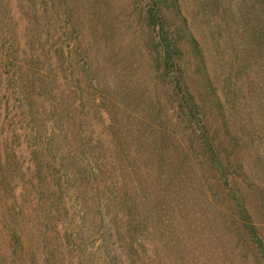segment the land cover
<instances>
[{
    "label": "rangeland",
    "instance_id": "obj_1",
    "mask_svg": "<svg viewBox=\"0 0 264 264\" xmlns=\"http://www.w3.org/2000/svg\"><path fill=\"white\" fill-rule=\"evenodd\" d=\"M221 1L218 9L216 0H179L181 12L174 18L192 41L183 66L193 92L217 91L225 103L229 126L224 127L221 114L215 119L223 158L229 159L225 164H245L248 174L256 170L254 182L264 183V167L253 164L255 158L264 161L262 110L249 98L228 107L220 87L223 76L218 77L226 61L236 58L233 47L248 44V25L242 27L247 12L241 7L250 0ZM146 7V0H0V172L14 176L10 183L16 185L26 225L33 227L40 214L37 207L32 214L31 200L42 189L30 155L36 142L47 149L38 161L65 171L66 196L56 203L60 212L43 225L51 264H131L125 252L135 245L130 239L135 230L129 229L125 210L134 203L142 218L154 212V219L166 221L155 251L161 258L143 255L146 264L154 256L152 264L163 262L171 247L178 253L176 264H258L262 256L257 260L244 240L229 233L214 229V238L201 242L209 235V222L225 218L213 184L218 180L204 183L203 157L195 152L200 148L190 141L188 121L170 99L174 92L149 58ZM224 7L242 22L227 19ZM194 37L206 59L201 74L194 65ZM241 85L243 92L247 84ZM111 120L114 131H108ZM91 145L99 147L100 158ZM85 166L95 167L99 179L83 178ZM2 194L0 189V201ZM257 221L264 234L263 213ZM147 225L153 227L148 218ZM138 243L143 254L146 246ZM31 244L36 253L37 244ZM3 256L0 234V264Z\"/></svg>",
    "mask_w": 264,
    "mask_h": 264
},
{
    "label": "trees",
    "instance_id": "obj_2",
    "mask_svg": "<svg viewBox=\"0 0 264 264\" xmlns=\"http://www.w3.org/2000/svg\"><path fill=\"white\" fill-rule=\"evenodd\" d=\"M221 2V0H216L213 5L220 9ZM146 5L147 16L144 17L148 19L149 28L152 31L151 44L149 42L148 45L151 54L149 58L152 63L156 62L157 67L159 66L157 75L161 76L165 84L174 92L170 99L177 101L180 110L184 114L183 116L188 121L186 127L190 128L187 133L190 141L200 148V150L195 149V152L203 157L201 166L205 170L201 171V174L202 177L206 176L204 183L207 181V184H209L211 178L214 181L218 180L213 184L217 187L216 195L219 200H222V207L218 210L219 214L225 218L215 216L214 223L209 222L206 227L209 235L203 234L201 242L209 243L214 238V233H221L224 236L229 233L231 237H237L240 241L244 240L246 247L251 248L250 250L257 260L259 255L262 256L263 259L258 260V264H264V234L262 233V223L257 221L260 214H264V183L254 182L257 175L256 170H253L254 173L252 172L251 175L248 174L245 164L243 166L238 163H232V166L225 164L229 159L227 156L223 158L224 148L220 141V137L222 138L221 129L215 123V119L221 114L224 127L229 126L228 118L225 116V103H221L217 91L211 94L209 91L195 90L193 92L191 90L183 64L190 52L187 49V42L192 43V41L186 38L174 18V13L179 15L181 12L179 0H146ZM241 8L247 12L242 27L248 25V44L233 47L232 54L236 58L226 61L228 65L225 63L224 69L218 71L220 73L218 77L223 76L220 87L224 92V100L228 107L233 109L244 104V100L249 98L254 100L252 104L257 108L259 107L258 110H262V117L264 116V0H250ZM223 11L227 19L234 20L238 25L242 22L238 20L237 14L230 12L227 7H224ZM247 30L244 28L243 34H246ZM237 32L239 30L230 32V34L232 33L231 36L236 38ZM182 43L186 46V49ZM192 50H194V65L198 69L196 73L201 74L202 68H206V59L203 54V47L195 37L194 49ZM242 81L247 84L246 90L244 89L243 92L242 87L244 85H241ZM210 88L212 89L211 83ZM245 93H248L249 96L246 97ZM251 94L253 98H251ZM103 99L104 97L101 96L100 101L98 99V102L95 99L93 104L98 106ZM108 108L111 110L110 107ZM249 109L253 114L251 105ZM217 111L223 112L217 113ZM109 125L112 128L108 131H114L112 120ZM46 142L50 149L52 137H49ZM41 143L36 142L38 146ZM37 145L30 151L31 160L34 164V174L38 176L37 182L42 187L40 192L37 191L31 200V204H33L31 206L32 214L36 207L40 214L36 226L29 227L25 223L24 216H26V213L24 208L20 206L21 204L19 205L16 185L12 186L10 183L15 180L14 176L7 171L0 172V189L4 193L0 201L2 207L0 234L4 240L2 264H24L26 261H30L31 264H51L53 253L50 250L47 237L43 234L46 229L43 225L50 220V217H56V213L60 212V207L56 203L66 196V177L62 168L54 166L52 169L50 162L43 164L38 161L39 155L43 154L44 150ZM90 148L96 149L94 154H97L100 158L98 154L99 147L91 145ZM73 157H77V155H73ZM255 159L258 160L253 162L256 166L255 169L264 167L262 157ZM0 164H2L1 157ZM108 164L111 167L112 163ZM213 166L216 167V173L212 171ZM84 171L83 178L87 179L88 182L99 179L95 167L89 166L87 168L85 166ZM114 172V169H110L111 174H114ZM53 186H56V188L52 189ZM209 192L214 193V199H216L215 191ZM141 210L139 203L132 204L130 211L125 210L126 215H128L127 224L129 229L135 230L133 236L130 237L132 242L135 241V245H131L129 251L125 252L126 258L128 256L132 258V261L129 260L131 264H146L143 255L148 257L152 254L155 255L156 245L162 236L160 233L161 228L166 223L159 216H157V220L154 219L155 213L151 211H149L151 212L150 216L142 218L140 216ZM147 218L153 224L151 229L147 225ZM216 219L222 222L215 223ZM214 229L215 232L212 233L211 230ZM30 232L33 233L32 237H28ZM156 236H158V239H155ZM30 241L37 244L36 253H34V246ZM69 242L71 246L74 245L72 238ZM137 243L146 246L143 254ZM202 250L206 251V249ZM165 253L166 256L161 259L163 262L159 264L177 263L178 253H174L172 247L171 250H165ZM155 256L150 264L156 261V257L161 258L159 255Z\"/></svg>",
    "mask_w": 264,
    "mask_h": 264
}]
</instances>
